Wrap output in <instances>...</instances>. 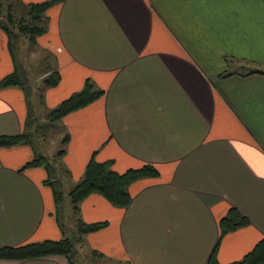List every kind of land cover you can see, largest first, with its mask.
<instances>
[{
	"label": "crops",
	"instance_id": "crops-1",
	"mask_svg": "<svg viewBox=\"0 0 264 264\" xmlns=\"http://www.w3.org/2000/svg\"><path fill=\"white\" fill-rule=\"evenodd\" d=\"M44 27L31 43L54 58L42 108L87 80L102 94L60 120L61 157L63 148L49 157L30 141L0 145V248L70 238L55 191L69 194L93 156L121 173L152 165L159 174L129 186L127 207L86 197L81 218L107 226L79 233L70 258L0 264H207L213 254L227 264L264 239V73L248 74L264 69V0H55ZM13 48L0 27V82L25 73ZM53 70L60 83L46 88ZM32 86L0 88V136L28 130ZM38 156L51 172L26 166ZM52 171L66 177L60 188ZM231 210L243 225L223 232Z\"/></svg>",
	"mask_w": 264,
	"mask_h": 264
},
{
	"label": "trees",
	"instance_id": "trees-1",
	"mask_svg": "<svg viewBox=\"0 0 264 264\" xmlns=\"http://www.w3.org/2000/svg\"><path fill=\"white\" fill-rule=\"evenodd\" d=\"M54 1L55 0H50L29 5L26 14L19 19L21 32L29 37L31 43H36L37 37L44 34L46 12ZM2 8L3 3L0 1V9L2 10ZM10 19L13 20L12 17H10ZM260 66L261 65H257L256 67L250 68L248 74L264 73V69ZM60 80V73L54 71L45 79V87L57 86L60 83ZM25 83L26 79L23 80V77L17 72H14L0 82V88L24 85ZM101 94L102 91L98 89L91 80H87L82 90L72 94L69 98L63 100L56 107L52 108L48 112L47 118L52 122L59 121L67 114L89 105ZM33 119L30 114L27 120V126L30 125V122L33 121ZM31 136L32 133L30 130L18 135H1L0 145L11 147L25 144L30 141ZM68 140L69 135L67 134L62 141L63 144L65 145ZM64 153L65 149L63 148L58 152V156L61 157ZM26 166H44L49 172L53 169L49 158L45 156L36 157ZM158 174V170L152 165H145L140 169H129L126 172L121 173L114 169L113 160L98 161L95 156H93L86 166L83 177L76 183L69 193L73 210L77 215L76 221L78 232L80 234H86L107 226V222L87 223L79 215L80 203L90 194L99 193L111 204L118 207H127L132 201L129 186L136 180L146 177H155ZM63 196L64 195L61 191H55V198L58 206L61 205ZM243 222L244 221L233 210H231L221 221L222 231L227 232L238 228L243 225ZM74 248V241L68 237L60 240L29 242L18 246L0 248V259L26 260L54 255L70 258L74 252ZM207 264L223 263H221L215 254H213ZM227 264H264V239L259 241L242 259Z\"/></svg>",
	"mask_w": 264,
	"mask_h": 264
},
{
	"label": "rangeland",
	"instance_id": "rangeland-1",
	"mask_svg": "<svg viewBox=\"0 0 264 264\" xmlns=\"http://www.w3.org/2000/svg\"><path fill=\"white\" fill-rule=\"evenodd\" d=\"M2 1L3 8L2 13L0 14V27L5 30L7 35L12 40L13 49L16 52V57L20 63L19 66H23V64L25 65L24 70H22L25 73H22L21 77H23V80L25 77H28L26 82L30 79L33 89H38L34 94L26 92L28 105L30 106V114L32 119L34 118L33 121L30 122V125L27 126L28 130H33L30 142L38 149L44 148L46 154L50 157L57 151L58 148H63L62 141L65 134H67L64 124H62L60 120L54 122L48 120L47 114L50 110L46 112V110H44L41 106L42 101L44 102L43 93L41 91L44 73L49 69V67L55 65L54 58H52L50 54L45 53L44 50L40 49L38 45H32L29 37L21 32L19 19L26 14L28 9H20L16 4H14V0ZM10 17H12L13 20H11ZM21 68L22 67H20V69ZM53 72L54 70L51 71L50 74ZM28 90L29 88L27 91ZM33 105L37 107L36 111H34ZM56 158L59 160L58 157ZM54 172L52 171V174ZM62 178L66 179L65 176L63 177V174H53V179H57L55 181L57 188L61 187L60 181ZM63 195V200L59 209L60 222L63 226H65L68 236L73 238L74 243L77 244L80 237H78L79 232L77 221H75V219L71 216L73 214L71 199L67 192H64ZM83 256L89 257L87 252H84ZM85 260L82 261L83 264H87Z\"/></svg>",
	"mask_w": 264,
	"mask_h": 264
}]
</instances>
